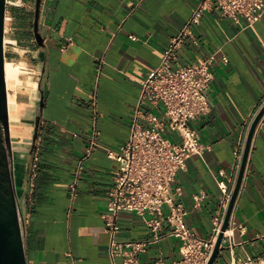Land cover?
Masks as SVG:
<instances>
[{
	"label": "crops",
	"instance_id": "0c3cea01",
	"mask_svg": "<svg viewBox=\"0 0 264 264\" xmlns=\"http://www.w3.org/2000/svg\"><path fill=\"white\" fill-rule=\"evenodd\" d=\"M199 1L44 0L39 138L33 157L21 161L18 176L20 194L28 193V264H111L106 215L119 163L108 157L106 148L116 149L128 141L142 81L162 63L164 50ZM196 31L198 44L187 41L178 61L199 63L216 53L214 79L207 91L211 111L191 122L208 149L188 160L171 195L173 205L187 213L185 226L210 239L215 219L229 208L220 184L233 195L241 168L239 155L243 161L253 122L264 107V15L248 26L245 19L238 24L211 9ZM153 112L163 114L160 108ZM94 132L101 147L78 176V164ZM169 137L179 141L177 134ZM30 162L34 181L29 187L24 169ZM198 196L203 197L197 200ZM170 213V206H164L162 237L155 240L146 224L151 216L122 212L116 239L147 242L138 254L142 264L177 262L182 255L180 241L169 236ZM241 224L244 231L238 228ZM229 226L232 244L220 249L219 264L264 255V115L252 139ZM114 261L123 264L124 256Z\"/></svg>",
	"mask_w": 264,
	"mask_h": 264
},
{
	"label": "built area",
	"instance_id": "2783aa9c",
	"mask_svg": "<svg viewBox=\"0 0 264 264\" xmlns=\"http://www.w3.org/2000/svg\"><path fill=\"white\" fill-rule=\"evenodd\" d=\"M211 9L218 10L223 17L238 24L245 19L248 26H252L264 15V0H200L182 30L170 40L164 50L162 63L142 81L128 141L116 149L106 148L108 157L119 163V169L114 172L115 186L109 193L106 215L107 231L111 236V264H116L114 259L117 256H124L123 264H142L138 254L147 246V242H119L116 239L121 230L119 214L131 212L144 218L151 216L146 219V224L153 231L155 240H159L162 237L160 229L166 205L171 208L166 219L173 227L169 236L180 241L179 250L182 255L179 261L172 264H209L213 255L226 212L222 218L215 219L214 236L205 239L185 226L187 213L173 205L171 195L172 185L178 173L187 168L188 160L195 155L203 156L208 149L201 143L200 135L191 122L211 111L207 91L214 79L212 67L217 60L216 53L206 56L199 63L189 65H181L178 54L187 41L198 44L196 29L201 25L206 12ZM132 39L136 40V37L132 36ZM68 41L73 42L71 38ZM222 60L228 63L226 56ZM157 108L162 110V115L153 112ZM171 134H177L179 141L173 142L169 137ZM96 135V132L92 134L90 144L78 164V176L84 163L101 147ZM239 159L238 169L242 155H239ZM31 168L33 172L34 166ZM33 181L31 173L29 187ZM220 188L227 209L232 191L222 183ZM72 191L75 195L76 184L72 185ZM202 197L198 196L196 199L200 200ZM238 228L244 231L246 226L241 224ZM232 238L229 226L224 232L220 249L231 245ZM214 264H219L218 258ZM230 264H264V255L256 258H232Z\"/></svg>",
	"mask_w": 264,
	"mask_h": 264
},
{
	"label": "water",
	"instance_id": "95a60500",
	"mask_svg": "<svg viewBox=\"0 0 264 264\" xmlns=\"http://www.w3.org/2000/svg\"><path fill=\"white\" fill-rule=\"evenodd\" d=\"M43 2L44 0H36V10L34 14V37L38 47L41 79L38 84L40 97L37 102V113L35 115L33 132L31 138L26 139V156L29 157H33L37 146L41 123L39 110L42 108L44 103L41 81L45 73V68L42 64L39 53V49L44 47V39L41 33ZM8 4V0H0V264H28L25 212L28 201V193L21 195V187L18 185L15 151L13 145L14 137L9 110V89L6 78V32ZM263 115L264 107L254 120L250 130L238 180L224 220L222 232L218 237L209 264H214L219 256L221 241L223 239L224 232L228 229L233 209L242 186L249 159L252 139L257 125ZM31 167L32 162L28 163L24 169L27 183H29V177L32 173Z\"/></svg>",
	"mask_w": 264,
	"mask_h": 264
},
{
	"label": "rangeland",
	"instance_id": "374dc122",
	"mask_svg": "<svg viewBox=\"0 0 264 264\" xmlns=\"http://www.w3.org/2000/svg\"><path fill=\"white\" fill-rule=\"evenodd\" d=\"M17 1H21V4L17 5ZM35 10L36 0H9L6 32L7 62H13L21 67L23 71L21 73V79L23 83H32L35 93L32 99H28L31 117L27 122V130L24 135L25 138L28 137L27 139L32 136L35 115L37 113V102L40 97L38 84L41 79V66L39 64L38 47L34 37ZM25 94L26 92L23 88L20 93V102H22V96ZM12 131L13 135L18 131L16 124L12 125ZM14 141L16 142L15 138ZM26 155L25 147L20 151H15L17 176L21 174V161Z\"/></svg>",
	"mask_w": 264,
	"mask_h": 264
},
{
	"label": "bare ground",
	"instance_id": "6f19581e",
	"mask_svg": "<svg viewBox=\"0 0 264 264\" xmlns=\"http://www.w3.org/2000/svg\"><path fill=\"white\" fill-rule=\"evenodd\" d=\"M17 5L21 4V1L16 2ZM22 69L20 66L13 62L6 63V78L9 89V110L11 115V121L17 125V132L13 135L14 151H20L26 147L25 131L27 130V122L30 116V105L28 99H32L35 93L33 85L30 82L23 83L21 79ZM24 86V87H23ZM24 88L26 94L22 96V102H20V93ZM12 92V93H11ZM28 101V102H27ZM12 124V125H13ZM29 132V131H28ZM21 136V137H19Z\"/></svg>",
	"mask_w": 264,
	"mask_h": 264
}]
</instances>
